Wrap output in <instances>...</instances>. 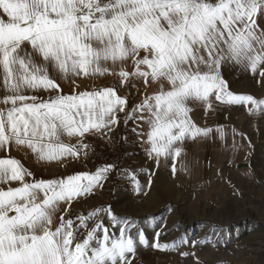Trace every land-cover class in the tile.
<instances>
[{"label":"snow or ice","instance_id":"snow-or-ice-1","mask_svg":"<svg viewBox=\"0 0 264 264\" xmlns=\"http://www.w3.org/2000/svg\"><path fill=\"white\" fill-rule=\"evenodd\" d=\"M237 67L264 83V0H0V264H134L148 243L134 222L110 207L70 212L117 164L43 178L12 151L65 165L87 159V137L131 124L146 156L175 161L187 139L213 133L192 106L264 115V99L230 90L225 70Z\"/></svg>","mask_w":264,"mask_h":264},{"label":"rangeland","instance_id":"rangeland-1","mask_svg":"<svg viewBox=\"0 0 264 264\" xmlns=\"http://www.w3.org/2000/svg\"><path fill=\"white\" fill-rule=\"evenodd\" d=\"M118 159L117 170L92 196L79 200L75 213L110 207L118 218L134 222L148 242L139 244L134 264H264V172L249 174L255 189L220 190L204 186L214 174L192 171L184 157H161L157 165L145 152L126 150ZM104 223L110 225V218Z\"/></svg>","mask_w":264,"mask_h":264},{"label":"crops","instance_id":"crops-1","mask_svg":"<svg viewBox=\"0 0 264 264\" xmlns=\"http://www.w3.org/2000/svg\"><path fill=\"white\" fill-rule=\"evenodd\" d=\"M225 79L234 93L252 95L257 100L264 99V83L261 82V77L253 74L251 70L228 68L225 70ZM97 83L110 84L112 80H99ZM137 87L140 85L137 84ZM119 92L121 95L131 93L130 104L133 101L139 102L135 89L124 86ZM250 107L251 105H220L209 115L202 107L192 106L191 120L200 127L213 129V133L206 138L201 136L187 139L181 157L187 158L190 166L194 167L192 171L214 174L213 180H201L205 183L204 186L220 190L228 186L242 190L257 187L255 182L248 178L249 174L264 172V115L260 114L259 110L253 114L248 110ZM131 127V124L127 127L121 124L114 130V144L119 148L121 160L126 150L144 152L141 144L135 142L137 138L129 130ZM218 128L223 129V138L216 132ZM12 155L20 159L37 177L51 178L73 172H91L90 167H85L83 158L79 161L70 160L65 165H44L36 162L24 151L14 149ZM77 204L78 202L74 203L70 209L72 218L76 215Z\"/></svg>","mask_w":264,"mask_h":264},{"label":"built area","instance_id":"built-area-1","mask_svg":"<svg viewBox=\"0 0 264 264\" xmlns=\"http://www.w3.org/2000/svg\"><path fill=\"white\" fill-rule=\"evenodd\" d=\"M110 138V139H109ZM115 131L103 138L93 136L87 137L89 144V155L86 159L87 165L93 170L98 165L106 163L119 164L117 147L114 144Z\"/></svg>","mask_w":264,"mask_h":264},{"label":"trees","instance_id":"trees-1","mask_svg":"<svg viewBox=\"0 0 264 264\" xmlns=\"http://www.w3.org/2000/svg\"><path fill=\"white\" fill-rule=\"evenodd\" d=\"M99 166H102V165H98V166H96V167L94 168V171H96V169H97Z\"/></svg>","mask_w":264,"mask_h":264}]
</instances>
